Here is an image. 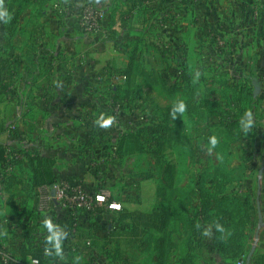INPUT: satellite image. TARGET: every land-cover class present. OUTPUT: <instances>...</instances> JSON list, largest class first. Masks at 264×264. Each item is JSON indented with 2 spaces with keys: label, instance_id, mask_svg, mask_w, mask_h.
Here are the masks:
<instances>
[{
  "label": "crops",
  "instance_id": "obj_1",
  "mask_svg": "<svg viewBox=\"0 0 264 264\" xmlns=\"http://www.w3.org/2000/svg\"><path fill=\"white\" fill-rule=\"evenodd\" d=\"M89 2L103 18L98 29L82 32L76 16L83 0H0V145L6 159L0 161V258L4 254L7 264H20L23 246L51 241L66 264L94 259L97 264H246L249 255V264H264V0H132L130 13L116 17L124 27L119 33L110 22L113 10L126 7L124 0ZM144 7L160 21H155L159 45L163 49L167 41L170 64L178 65L184 56L181 65L198 87L197 106L200 101L213 105L201 119L196 146L212 159L209 192L259 203L241 236L233 227L235 217L210 210L213 217L203 223L195 211L190 214L195 234L187 237L182 226L176 228L167 256L160 255L154 240L132 236L131 221L119 211L67 206L53 197L52 187L33 188L27 160L48 151L55 157L56 182L67 183L69 190L95 194L99 183L122 209H153L156 195L129 202L96 170L123 159L115 154L116 145H109L114 129L119 138L125 133L121 118L94 105L116 95L111 76L130 65L133 21L137 11L148 18ZM220 150L229 151L222 175L216 170ZM257 165L260 173L254 171ZM87 234L106 238L94 258L76 251L80 235Z\"/></svg>",
  "mask_w": 264,
  "mask_h": 264
},
{
  "label": "rangeland",
  "instance_id": "obj_2",
  "mask_svg": "<svg viewBox=\"0 0 264 264\" xmlns=\"http://www.w3.org/2000/svg\"><path fill=\"white\" fill-rule=\"evenodd\" d=\"M123 9H127V6ZM150 9H142L144 13L146 11L148 18H144L139 11L135 15L134 47L130 65L125 67L128 73H118L124 74L126 78L116 82L111 76L116 95L105 102L96 101L94 105L95 109L103 110L102 113H112L110 115L114 118L119 116L121 123L118 125H121L125 132L141 131L147 149L135 160L117 155L123 159L117 160L115 164L106 162L107 165H98L96 170L100 175L104 173V184H113V188L127 195L129 202L135 197L154 198L156 195L157 202L153 207L172 209L175 215H180L179 221L173 225L187 226L190 219H193L190 214L195 213V205H200L201 198L198 197H202L203 192L211 188L207 181L210 180L209 175L213 174L212 159L209 158V151H198L196 146L202 136L198 134L201 119H207L213 111V105L200 101L197 106L193 98L182 95V75L189 77L188 68L181 65L184 56H180L178 65L170 64H173V59L167 53V41L163 43V49H160L159 45L160 34L155 21L158 24L160 21ZM117 14L119 12H115V17ZM111 29L119 33L124 27L117 24L115 18ZM184 68L186 72L182 73ZM119 135L114 129V133L109 135V145H116ZM219 152L216 170L222 175L223 162L229 151ZM103 153L109 155V151ZM247 155L248 151L243 150V158ZM261 169L262 166L257 165L254 171L257 173ZM107 174L115 178L107 179ZM101 189L106 187L98 183L94 193ZM239 201L234 202L237 207H240ZM154 202L153 200L151 204ZM246 205L253 210L251 220L254 221L256 207L259 205L257 199L247 198ZM229 215L238 217V214Z\"/></svg>",
  "mask_w": 264,
  "mask_h": 264
},
{
  "label": "trees",
  "instance_id": "obj_3",
  "mask_svg": "<svg viewBox=\"0 0 264 264\" xmlns=\"http://www.w3.org/2000/svg\"><path fill=\"white\" fill-rule=\"evenodd\" d=\"M124 3L127 6V9L121 8L119 11L113 10V17L111 19V25L115 22V18L121 16L122 14L127 15L133 8L134 4L132 0H124ZM115 12L119 14L115 17ZM126 74L128 73L127 71ZM186 72L184 68L182 73ZM183 76V85H181L182 95L189 96L188 98H193V102H196L195 95L198 91V87L191 83L189 77ZM146 145L142 140L141 131L138 132H125L123 133L115 147L116 155L127 156L134 153L143 154L146 151ZM4 149L0 145V161L5 164V158L2 156ZM28 163L31 168L32 178L31 186L33 188L37 187H52L56 183V172H55V157L48 151H42L39 154L28 155ZM200 205L196 210V214L199 216V221L205 222L207 219L212 218V214L208 213L210 210H216L217 212L222 213L225 216L230 217V213L233 214L234 211L238 214L233 227L237 231L238 235L241 236L244 234V227L251 222V216L253 210L246 205L247 198L239 196H218L217 194L212 195L209 190L203 192L202 197H200ZM241 199V201H239ZM235 201H239L240 207L235 205ZM235 202V203H234ZM103 207H97L93 212H98L99 209ZM120 218L129 219L132 223V229L130 231L131 235L136 238H148V240L155 241V248L159 251L161 256H167V247L169 246V239L171 233L178 227L182 226L185 230L187 237L191 236L193 232L195 219H190V223L187 226L173 224L179 221L180 215H175V212L172 209L167 207L154 206L152 210L144 212L140 210L129 211L126 209H121ZM76 224V222H74ZM74 227V225H71ZM195 234V233H194ZM78 238V235H74ZM81 243L76 242V251L78 253L84 254L85 256H92V254L97 252L98 244L106 243V238L93 237L89 234L81 236ZM89 241V244H87ZM54 243L47 241L41 247H34L32 249H27L25 246L21 248V263L20 264H30L26 261L27 256L31 259H36L38 264H46L49 261H54L55 264H66L62 263L59 260L60 255L62 254L61 250H57ZM264 261V255L261 256L260 262ZM164 264V263H159Z\"/></svg>",
  "mask_w": 264,
  "mask_h": 264
},
{
  "label": "built area",
  "instance_id": "obj_4",
  "mask_svg": "<svg viewBox=\"0 0 264 264\" xmlns=\"http://www.w3.org/2000/svg\"><path fill=\"white\" fill-rule=\"evenodd\" d=\"M103 18V12L93 6L89 0H83L81 9L76 16L77 26L82 32H90L99 28L101 20ZM124 74H114L113 80L119 82L125 79ZM52 188L55 190V197L62 201L67 206H80L83 209L93 212L97 207H104L113 211H120L123 207L120 201L111 200L110 194L106 189H101L95 194H89L82 192L79 189L69 190V186L65 182H56ZM89 244V241H87ZM96 253L93 254V258ZM3 264H7L8 258L6 255L1 256ZM94 259L91 264H97ZM30 264H38L36 259H31Z\"/></svg>",
  "mask_w": 264,
  "mask_h": 264
},
{
  "label": "water",
  "instance_id": "obj_5",
  "mask_svg": "<svg viewBox=\"0 0 264 264\" xmlns=\"http://www.w3.org/2000/svg\"><path fill=\"white\" fill-rule=\"evenodd\" d=\"M260 172H261V171H260ZM51 193H52L53 197H55V190H54V189H52ZM249 259H250V255H249L248 258H247V262H246V264H249Z\"/></svg>",
  "mask_w": 264,
  "mask_h": 264
},
{
  "label": "clouds",
  "instance_id": "obj_6",
  "mask_svg": "<svg viewBox=\"0 0 264 264\" xmlns=\"http://www.w3.org/2000/svg\"><path fill=\"white\" fill-rule=\"evenodd\" d=\"M4 15H6V13Z\"/></svg>",
  "mask_w": 264,
  "mask_h": 264
}]
</instances>
